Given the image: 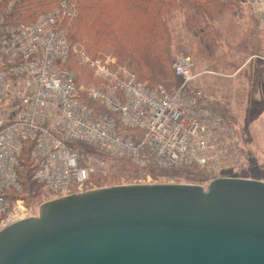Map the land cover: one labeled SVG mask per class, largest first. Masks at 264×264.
<instances>
[{
	"label": "built area",
	"instance_id": "built-area-1",
	"mask_svg": "<svg viewBox=\"0 0 264 264\" xmlns=\"http://www.w3.org/2000/svg\"><path fill=\"white\" fill-rule=\"evenodd\" d=\"M243 2L264 28V0ZM68 6L65 0L54 12L21 24L8 18L12 5L0 11V231L23 204L17 196L25 145L33 179L53 194L84 190L94 176L107 174L106 160L92 150L129 158L140 168L150 162L160 168L192 165L219 174L227 169L219 163L227 149L236 150V158L246 154L236 135L219 150L222 119L200 92L192 95V58L180 55L173 64L179 90L149 91L129 67L70 44L76 15ZM70 54L87 67L91 85L64 67Z\"/></svg>",
	"mask_w": 264,
	"mask_h": 264
},
{
	"label": "water",
	"instance_id": "water-1",
	"mask_svg": "<svg viewBox=\"0 0 264 264\" xmlns=\"http://www.w3.org/2000/svg\"><path fill=\"white\" fill-rule=\"evenodd\" d=\"M0 264H264V182L70 194L2 229Z\"/></svg>",
	"mask_w": 264,
	"mask_h": 264
},
{
	"label": "rangeland",
	"instance_id": "rangeland-1",
	"mask_svg": "<svg viewBox=\"0 0 264 264\" xmlns=\"http://www.w3.org/2000/svg\"><path fill=\"white\" fill-rule=\"evenodd\" d=\"M243 1L240 0L233 11L227 10L220 15H216L213 21L208 19L207 24L202 18L195 16L194 11L189 6H185L183 9L170 14L169 25L174 38L173 51L175 59L180 55H184L192 58L194 62L195 79L191 85L194 89L192 95L194 96L200 92L206 106L213 108L216 103L220 106H227L231 110V114L234 115L233 118L230 117L229 111L227 118L219 114L222 119L217 128V146L220 145L219 150L236 135L240 138L238 146H242L246 154L236 158V150L227 149L226 159H219V163L227 169L220 174L210 172L207 168H199V170L209 175V179L202 181V184L193 183L182 177V180H176L168 176L154 180L153 176L146 174L143 179L138 181L139 183L134 184H199L207 187L211 181L219 178L250 179L264 182V122H259L261 104L256 103L257 98H259L258 83L257 80L252 79L250 74L253 67L256 66L257 60L249 66L245 64L239 70V74H231L250 57H256V59L260 57L259 59L264 60V28L259 25L258 18L251 7L244 4ZM69 2L70 7H68L76 15V20L77 0H70ZM75 44H78L91 57H100L126 66L114 50H98L92 54L79 42ZM74 62L73 71L78 72L82 83L91 85L90 73L87 67H81L77 63L78 59L76 57ZM178 80L180 84L172 86L171 83L169 84L171 88H168L167 85H158L153 91L148 90L157 92L160 89H165L170 93H174L179 90L182 83L180 79ZM195 90L198 92H195ZM250 93L254 99V104L251 108H246V99ZM232 106L237 111H234ZM239 107H241L240 110H238ZM91 153L95 154L93 150ZM110 173V167L107 166L105 178L101 177L100 181L94 179L86 189L74 190L71 193L76 194L113 186L131 185L122 183L121 185L112 186V173ZM70 194H53L41 191L36 203L31 204L23 201L22 205L15 206L16 212H14L15 216L12 217V222L37 216L41 205Z\"/></svg>",
	"mask_w": 264,
	"mask_h": 264
},
{
	"label": "trees",
	"instance_id": "trees-1",
	"mask_svg": "<svg viewBox=\"0 0 264 264\" xmlns=\"http://www.w3.org/2000/svg\"><path fill=\"white\" fill-rule=\"evenodd\" d=\"M63 1L65 0H0V11L12 5L10 15H6L11 22L33 23L40 16L57 10ZM239 1L77 0V17L68 31V39L70 44L79 42L92 54L98 50H114L118 58L136 74L138 81L145 84L149 90L153 91L158 85H167L171 88L169 84L172 83L173 86L180 82L173 70L176 59L173 51L174 38L169 25L170 14L189 6L194 15L202 18L207 24L208 19L213 21L216 15L227 10L233 11ZM74 58L75 54H70L64 67L73 72L75 79L78 78L80 81L78 72L72 69ZM212 110L224 118L228 117L229 111V116L234 117L227 106L216 103ZM29 147L25 145L22 154L24 165V171L20 174L22 191L17 197L34 204L41 191H46L41 183L33 179L35 167L29 158ZM93 152L94 155L105 159L107 165L109 164L112 186L139 183L138 181L146 175L153 176L154 180L168 176L176 180L188 179L199 184L209 179V175L199 170L197 166L160 168L150 162L145 168H140L129 158H112L96 150ZM97 177L99 176H94L92 182L94 179L100 181L106 176Z\"/></svg>",
	"mask_w": 264,
	"mask_h": 264
},
{
	"label": "crops",
	"instance_id": "crops-1",
	"mask_svg": "<svg viewBox=\"0 0 264 264\" xmlns=\"http://www.w3.org/2000/svg\"><path fill=\"white\" fill-rule=\"evenodd\" d=\"M260 58V57H259ZM256 57H250L248 59H246L244 62H242L233 73H231L232 75H237L240 73V69L243 68V66L246 64L247 66H249L253 61L257 60V63L255 64L256 66L253 67V69L251 70L250 74L252 75V79L253 80H257V89L259 91V98H257V102L261 104V109H260V115H259V122H264V60L263 59H259ZM254 59V60H253ZM245 68V67H244ZM243 70V69H242ZM241 70V71H242ZM239 104V102H238ZM246 108H251V106L254 104V99L251 97V93L249 94L248 98L246 99ZM234 111H237L236 108L234 106H232ZM241 107L238 108V110H240Z\"/></svg>",
	"mask_w": 264,
	"mask_h": 264
},
{
	"label": "bare ground",
	"instance_id": "bare-ground-1",
	"mask_svg": "<svg viewBox=\"0 0 264 264\" xmlns=\"http://www.w3.org/2000/svg\"><path fill=\"white\" fill-rule=\"evenodd\" d=\"M87 186H88V185H87ZM87 186H86V187H87ZM72 194H74V192H73Z\"/></svg>",
	"mask_w": 264,
	"mask_h": 264
}]
</instances>
